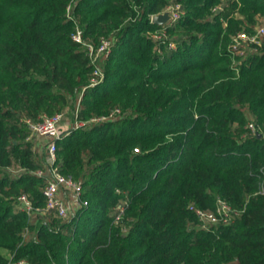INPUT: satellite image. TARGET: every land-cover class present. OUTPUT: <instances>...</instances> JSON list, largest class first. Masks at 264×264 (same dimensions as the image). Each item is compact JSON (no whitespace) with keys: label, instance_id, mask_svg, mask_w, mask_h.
<instances>
[{"label":"trees","instance_id":"1","mask_svg":"<svg viewBox=\"0 0 264 264\" xmlns=\"http://www.w3.org/2000/svg\"><path fill=\"white\" fill-rule=\"evenodd\" d=\"M169 4L183 13L153 22ZM260 13L264 0H0V264H264V39L229 50ZM103 37L89 85L86 43ZM81 91L73 120L107 118L62 132L55 162L88 204L28 215L17 198L44 204V160L26 119L74 111ZM218 198L238 214L203 227L190 206Z\"/></svg>","mask_w":264,"mask_h":264},{"label":"built area","instance_id":"2","mask_svg":"<svg viewBox=\"0 0 264 264\" xmlns=\"http://www.w3.org/2000/svg\"><path fill=\"white\" fill-rule=\"evenodd\" d=\"M179 4H169L163 11L169 10L172 20L177 19L183 11H180ZM220 6H215L217 9ZM69 8V6H68ZM169 19V20H170ZM72 38L75 41H83V31L76 25L72 32ZM264 39V14L259 15L258 22L254 25L251 31L239 30L236 32L232 41L229 44V50L233 58L242 59L248 53L257 50V47ZM112 44V39L103 37L98 44L87 41L89 56L93 64V75L90 78L89 85L98 83L102 77L101 61L109 53ZM236 59L233 60L235 64ZM82 91L76 99V108L73 114L76 115L81 99ZM64 111H57L51 114H42L38 119H26L30 133L27 139L32 143V148L40 151L44 149L45 160L43 167L34 171L37 175H44L42 185V195L44 204L41 207H34L32 200L26 193H22L17 198L16 207L19 210L25 211L28 215L37 212L41 215L48 213L54 214L56 217L68 220L73 217L80 209L87 206L88 201L83 196V183L81 179L75 178L72 174L64 173L56 164V142L55 139L62 134V122L64 119ZM114 112L109 116L112 117ZM106 116H95L88 120L74 119L71 127H79L93 121L106 119ZM248 128L251 133H255L256 126L253 121L248 122ZM37 136L38 140L32 141V137ZM39 146V147H38ZM41 152V151H40ZM20 168L13 169L18 172ZM190 208L195 212L201 225L208 227L214 223H229L238 214V211L224 199L218 198L214 208H202L191 205ZM124 208L118 205V220ZM24 260L18 261V264Z\"/></svg>","mask_w":264,"mask_h":264},{"label":"rangeland","instance_id":"3","mask_svg":"<svg viewBox=\"0 0 264 264\" xmlns=\"http://www.w3.org/2000/svg\"><path fill=\"white\" fill-rule=\"evenodd\" d=\"M261 14H264V13H260L257 15V17H259V15ZM258 22V18H257V21L256 23ZM255 23V24H256ZM73 122V109H72V105H68V107L65 109L64 111V119H63V122H62V130H69L71 128V124ZM38 140V137L37 136H34L32 137V141H36ZM33 143V142H32ZM39 147V146H38ZM38 151V150H37ZM41 151V152H40ZM40 151H38L39 155L41 154L42 157H43V160H45V153H44V149H41ZM46 216L49 218V219H52L53 217L62 221L63 219H60L58 217H56L54 214L52 213H48L46 214Z\"/></svg>","mask_w":264,"mask_h":264},{"label":"water","instance_id":"4","mask_svg":"<svg viewBox=\"0 0 264 264\" xmlns=\"http://www.w3.org/2000/svg\"><path fill=\"white\" fill-rule=\"evenodd\" d=\"M170 18H171L170 11L169 10H165V11H163L161 13L154 14L152 16L151 20L153 22H157V23H164V22H167ZM257 134L260 135L261 133L257 132Z\"/></svg>","mask_w":264,"mask_h":264},{"label":"crops","instance_id":"5","mask_svg":"<svg viewBox=\"0 0 264 264\" xmlns=\"http://www.w3.org/2000/svg\"><path fill=\"white\" fill-rule=\"evenodd\" d=\"M66 131V130H65ZM62 132H64V130H62Z\"/></svg>","mask_w":264,"mask_h":264}]
</instances>
